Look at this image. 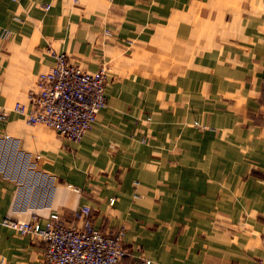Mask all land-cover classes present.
I'll list each match as a JSON object with an SVG mask.
<instances>
[{
    "label": "crops",
    "instance_id": "1",
    "mask_svg": "<svg viewBox=\"0 0 264 264\" xmlns=\"http://www.w3.org/2000/svg\"><path fill=\"white\" fill-rule=\"evenodd\" d=\"M187 15L193 24H175ZM202 16L218 23L216 50L187 57L181 42L159 62L144 57L156 33L176 27L206 46ZM1 27L11 34L0 42V109L29 105L52 52L102 68L106 105L78 142L9 111L0 218L43 222L56 211L69 225L87 205L102 231L124 226L119 264H260L264 0H0ZM44 250L0 224L1 264H42Z\"/></svg>",
    "mask_w": 264,
    "mask_h": 264
},
{
    "label": "built area",
    "instance_id": "2",
    "mask_svg": "<svg viewBox=\"0 0 264 264\" xmlns=\"http://www.w3.org/2000/svg\"><path fill=\"white\" fill-rule=\"evenodd\" d=\"M50 3L44 4L48 9ZM10 29L0 28V42L7 40ZM106 35H110L108 30ZM53 66L39 74L38 90L29 94V105L14 103L10 110L0 109V121L10 113L22 116L27 125H45L65 139L78 142L93 128L97 116L106 105L104 95L106 75L102 68L87 71L70 63L64 52H52ZM78 191V190H77ZM114 198L109 199L113 205ZM76 223L65 224L56 211L39 221L16 220L8 215L0 224L21 235L37 237L45 244L42 264H119L125 256V228L104 232L91 220L87 205L74 212ZM0 257V264L2 263ZM150 261L146 260L145 264ZM264 264V258L260 261Z\"/></svg>",
    "mask_w": 264,
    "mask_h": 264
},
{
    "label": "rangeland",
    "instance_id": "3",
    "mask_svg": "<svg viewBox=\"0 0 264 264\" xmlns=\"http://www.w3.org/2000/svg\"><path fill=\"white\" fill-rule=\"evenodd\" d=\"M43 13L46 14L47 12H43ZM207 19H206L205 16H202L200 18V20H199V22H201L203 24H206V23L209 24L210 23V25H207V29L202 31L203 34L201 35V38H200L201 42H205L206 43V46L195 47L194 43L196 41H198V37H197V40H195L194 39V35L191 38L189 37V38H186V39H182L180 37V35H179L178 28L176 27L173 30H170L169 32H166L164 37L162 36V32L161 31L156 33V36H155L154 41H153L154 45L151 46L153 49L150 48V53L148 55H145L144 57L145 58H154V60L156 62H159L161 60V57L168 58L167 55L172 56L173 54H176L177 50H178V46H179V44L181 42L185 43V49L184 50L181 49V48L180 49L183 52H186V56L187 57L191 56V53L195 52V50L203 51V53L210 54L211 51L216 50V47L212 46L211 42H213V41L215 42V40H216L215 38H216V36L219 33V30H218L219 27H218L217 30L216 29H214V30L209 29L210 27L218 26L217 25L218 23H216L215 20L210 22L209 16H207ZM192 21H194L193 16H188L187 15V18H186L185 21H183V17L181 16V18L175 20V24L177 25L178 23H182V26L183 25H189V24H193ZM188 32L189 31H186V34H188ZM129 49L130 50L134 49L133 51H136L138 48H131V46H129ZM125 234H126V231H125ZM124 240H125V237H124ZM124 242H123V245H124ZM124 249H125V246H124ZM125 252H126V249H125Z\"/></svg>",
    "mask_w": 264,
    "mask_h": 264
}]
</instances>
